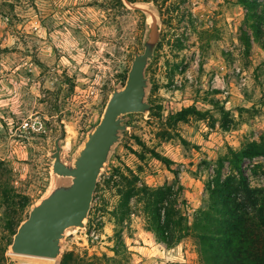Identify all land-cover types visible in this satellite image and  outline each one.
I'll list each match as a JSON object with an SVG mask.
<instances>
[{"label":"rangeland","instance_id":"obj_1","mask_svg":"<svg viewBox=\"0 0 264 264\" xmlns=\"http://www.w3.org/2000/svg\"><path fill=\"white\" fill-rule=\"evenodd\" d=\"M151 1L165 20L146 69L151 112L129 115L130 130L98 179L86 228L69 238L60 263L200 264L190 237L172 247L157 241L140 195L125 202L119 193L115 169L133 171L137 187L170 184L176 171L186 199L179 206L192 220L207 200L218 159L264 142V48L246 8L238 0H132ZM147 16L122 0H0V181L13 188L7 199L29 200L17 219L49 184L47 153L58 125L62 149L72 154L98 122L113 84L124 81L133 53L142 51ZM186 107L198 112L169 119ZM154 151L173 161L169 168ZM243 167L250 185L264 188V156L245 158ZM8 204L0 202V264H60L9 253L20 221L14 231L7 227ZM142 244L157 249L149 256Z\"/></svg>","mask_w":264,"mask_h":264},{"label":"trees","instance_id":"obj_2","mask_svg":"<svg viewBox=\"0 0 264 264\" xmlns=\"http://www.w3.org/2000/svg\"><path fill=\"white\" fill-rule=\"evenodd\" d=\"M238 2L247 10L246 17L250 20L255 41L264 48V10L258 9L262 3L258 0ZM242 38L249 48L251 41L247 32L243 31ZM196 112L194 107H186L169 119L174 122L184 120L188 114ZM257 155L264 156V142L251 141L219 158L214 175L206 183L207 200L192 220L179 206V202L184 205L186 199L181 197L183 186L176 171H173L174 182L157 187H137L138 177L131 170L117 168L115 174L123 184L124 190L120 188L119 193L125 202L132 195H140L139 200L149 220L148 229L158 242L172 247L183 238L190 237L197 248L200 264H264V188L252 187L243 167L245 158ZM153 156L168 168L173 162L155 151ZM225 160L231 169L226 174L223 173ZM3 164L0 160V171ZM12 190L0 181V202L10 203L9 206L16 208L5 215L7 227L14 231V222L20 221L17 214L29 204V200L25 197L16 203L7 199L6 193ZM64 259L60 264H66Z\"/></svg>","mask_w":264,"mask_h":264},{"label":"water","instance_id":"obj_3","mask_svg":"<svg viewBox=\"0 0 264 264\" xmlns=\"http://www.w3.org/2000/svg\"><path fill=\"white\" fill-rule=\"evenodd\" d=\"M129 9L144 11L142 51L134 52L123 82L113 84L98 122L86 131L72 154L62 149L63 125L54 139L50 180L27 216L20 220L8 251L12 254L43 257L60 263L65 245L75 232L84 231L98 179L109 163L124 131L130 130L129 115L151 112L148 94L150 75L146 72L161 39L162 24L158 5L122 0Z\"/></svg>","mask_w":264,"mask_h":264},{"label":"crops","instance_id":"obj_4","mask_svg":"<svg viewBox=\"0 0 264 264\" xmlns=\"http://www.w3.org/2000/svg\"><path fill=\"white\" fill-rule=\"evenodd\" d=\"M150 245H152V244H150ZM140 247H141V250L143 249L144 250L143 252H146V254H148L149 256H151L150 254H153L152 253L153 252L152 250H155L156 251V249H157L156 248L157 246H147V245H143V244L140 245Z\"/></svg>","mask_w":264,"mask_h":264},{"label":"built area","instance_id":"obj_5","mask_svg":"<svg viewBox=\"0 0 264 264\" xmlns=\"http://www.w3.org/2000/svg\"><path fill=\"white\" fill-rule=\"evenodd\" d=\"M37 122H39V121H37ZM35 124H36V122H33V124H30V125H32V126H31L32 128H35V127H34ZM39 124H40V123H39ZM37 128H39V125H37Z\"/></svg>","mask_w":264,"mask_h":264},{"label":"bare ground","instance_id":"obj_6","mask_svg":"<svg viewBox=\"0 0 264 264\" xmlns=\"http://www.w3.org/2000/svg\"><path fill=\"white\" fill-rule=\"evenodd\" d=\"M15 255H18V254H15ZM30 257V256H29ZM32 257H34V256H32ZM47 259H49V258H47Z\"/></svg>","mask_w":264,"mask_h":264}]
</instances>
